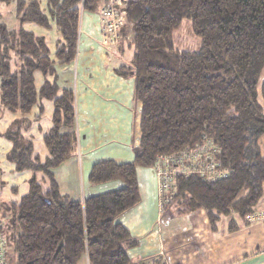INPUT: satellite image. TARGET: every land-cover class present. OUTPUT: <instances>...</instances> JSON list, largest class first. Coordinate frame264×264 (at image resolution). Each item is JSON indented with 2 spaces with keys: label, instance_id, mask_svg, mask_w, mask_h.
Segmentation results:
<instances>
[{
  "label": "trees",
  "instance_id": "obj_1",
  "mask_svg": "<svg viewBox=\"0 0 264 264\" xmlns=\"http://www.w3.org/2000/svg\"><path fill=\"white\" fill-rule=\"evenodd\" d=\"M102 1L0 0L15 4L16 18L13 29L0 22V114H12L6 156L15 171L32 173L19 201H0L1 264L11 250L16 264H130L137 243L116 220L140 201L136 169L154 171L161 157L188 172L171 175L164 212L203 210L215 232L232 214L247 222L264 200V0L131 3L112 51L120 58L116 74L133 79L140 105L134 158L91 167L89 185L120 182L116 191L84 200L60 192L54 171L78 144L74 92L60 88L56 66L75 62L80 6L96 13ZM183 21L199 38L197 51L174 48ZM26 25L55 35L54 48ZM209 164L218 176L202 171Z\"/></svg>",
  "mask_w": 264,
  "mask_h": 264
},
{
  "label": "crops",
  "instance_id": "obj_2",
  "mask_svg": "<svg viewBox=\"0 0 264 264\" xmlns=\"http://www.w3.org/2000/svg\"><path fill=\"white\" fill-rule=\"evenodd\" d=\"M99 24L96 13L83 15L73 66H56L60 88H72L74 92L78 146L54 176L60 192L75 200L122 188L120 182L91 186L88 174L98 162H131L139 136L140 105L134 98V81L116 74L118 52H106L101 46ZM68 73L70 78L74 73V88L66 77ZM44 119L39 125L46 128L48 120ZM36 126L30 134L41 143ZM136 175L140 201L116 220L137 243L128 251L130 264H264L261 223L245 222L232 214L212 232L203 210L181 216L162 211L152 169L137 168ZM72 176L73 184L66 186L72 183L67 177ZM255 209L264 210V200ZM230 221L235 226L231 232Z\"/></svg>",
  "mask_w": 264,
  "mask_h": 264
},
{
  "label": "rangeland",
  "instance_id": "obj_3",
  "mask_svg": "<svg viewBox=\"0 0 264 264\" xmlns=\"http://www.w3.org/2000/svg\"><path fill=\"white\" fill-rule=\"evenodd\" d=\"M25 1L29 2L30 0H25ZM37 1H40L42 6H44V0H37ZM79 11H80L79 16L81 14V18L83 17V15L87 14V12L82 11V8ZM0 17H1L0 22L4 23L9 29L15 28L16 27L15 4L11 3L8 6H4L0 4ZM25 29L32 30L36 35L45 37L48 47L51 49L54 48L55 35L54 38H52L51 32L38 28L34 25H26ZM127 35H130V31L127 33ZM173 41H174V48H176L177 50H186V51H197L200 43L199 38L193 34L190 23L187 21H183L179 29L173 33ZM66 77H68V79L70 78L69 73L68 76ZM74 78L75 76L73 73V77L71 76L70 78L71 80L70 84H72L73 88H74ZM263 78L264 76L262 77V79ZM75 105H76V101H75ZM6 116L8 117V119ZM11 117L12 114L10 113L3 112L2 114H0V201H3L4 203L19 201V199L27 192L28 180L32 177V173L30 171H22V172L15 171L11 163L7 161L6 155L9 150L10 144L7 141L6 137L3 136V133L5 132L6 127L11 123ZM49 118H50V110H47L46 117L44 120L47 121L49 120ZM37 140L35 142L34 149L37 153H39L43 148V146L42 143H40V141ZM39 155L41 156V153H39ZM76 178H77V173H76ZM67 180H71L72 183L67 182L66 186L72 185L73 181L75 180V176L67 177ZM14 187L16 188L15 192L13 191ZM7 253H8L7 260L9 264H16L15 253L12 250L8 251Z\"/></svg>",
  "mask_w": 264,
  "mask_h": 264
},
{
  "label": "built area",
  "instance_id": "obj_4",
  "mask_svg": "<svg viewBox=\"0 0 264 264\" xmlns=\"http://www.w3.org/2000/svg\"><path fill=\"white\" fill-rule=\"evenodd\" d=\"M139 0H103L96 12L99 17L100 25V44L106 52L116 49L121 36V30L126 22V10L131 3H137ZM82 8V5L80 6ZM81 15V14H80ZM161 166L154 170L158 185L159 205L162 208L163 201L161 200L165 191L170 185L171 175L177 173L187 174V171L180 172L182 168L178 169L173 161H167L166 158L161 157ZM163 162V163H162ZM209 175L218 176L219 173L214 171L212 164L206 165L202 171ZM248 222L257 221L264 226V210L255 209L252 214L247 216ZM1 264V261H0Z\"/></svg>",
  "mask_w": 264,
  "mask_h": 264
}]
</instances>
